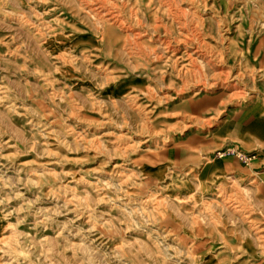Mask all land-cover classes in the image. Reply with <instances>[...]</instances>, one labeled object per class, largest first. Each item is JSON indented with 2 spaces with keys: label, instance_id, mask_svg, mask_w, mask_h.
Segmentation results:
<instances>
[{
  "label": "rangeland",
  "instance_id": "1",
  "mask_svg": "<svg viewBox=\"0 0 264 264\" xmlns=\"http://www.w3.org/2000/svg\"><path fill=\"white\" fill-rule=\"evenodd\" d=\"M0 264H264V0H0Z\"/></svg>",
  "mask_w": 264,
  "mask_h": 264
}]
</instances>
